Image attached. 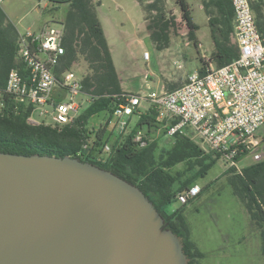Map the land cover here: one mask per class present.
Returning a JSON list of instances; mask_svg holds the SVG:
<instances>
[{
  "label": "trees",
  "instance_id": "16d2710c",
  "mask_svg": "<svg viewBox=\"0 0 264 264\" xmlns=\"http://www.w3.org/2000/svg\"><path fill=\"white\" fill-rule=\"evenodd\" d=\"M44 10L55 12L65 5L61 44L65 53L55 68L58 75L80 59L87 64V71L80 78L81 90L90 97L88 103L68 123L51 125L45 122H31L28 118L33 110L30 103L15 100L5 92L8 71L18 68L25 74L18 52V30L8 20L0 6V151L18 154H47L74 156L107 169L128 182L136 185L154 204L160 215L168 222L167 228L182 238L183 251L188 257L187 264H199L202 252L191 241L188 226L182 215L186 203L173 210L167 206L177 200V194L195 184L197 176L204 175L220 154L214 150L205 151L199 143L187 135L174 134L168 148L163 147L155 155L156 141L151 140L139 147L134 134L143 126L159 127L156 111L149 106L135 112L136 121L128 133L116 135L110 150L102 155L104 146L113 135L107 125L113 117L118 96L125 93L113 65L109 46L97 16L98 2L95 0H47ZM181 9V21L188 30V38L194 40L197 25L191 20L186 0H175ZM145 11L146 29L157 49L167 47L170 33L176 29V17L165 9L163 0H138ZM259 33L264 36V0H249ZM208 24L214 44L209 61L216 66L229 63L238 56L233 39L234 12L230 0H204ZM196 44V41H194ZM202 73L207 62L200 58ZM106 113V120L98 127L89 126L88 120L99 112ZM116 123V122H115ZM162 133L166 134L165 129ZM264 143V135L255 147ZM249 151L238 152L239 162ZM184 164L182 170L171 168ZM228 181L234 194L242 200L250 218L260 228L261 252L264 255V158L252 161L240 168L228 167Z\"/></svg>",
  "mask_w": 264,
  "mask_h": 264
},
{
  "label": "water",
  "instance_id": "95a60500",
  "mask_svg": "<svg viewBox=\"0 0 264 264\" xmlns=\"http://www.w3.org/2000/svg\"><path fill=\"white\" fill-rule=\"evenodd\" d=\"M134 184L78 157L0 151V264H187Z\"/></svg>",
  "mask_w": 264,
  "mask_h": 264
},
{
  "label": "built area",
  "instance_id": "2783aa9c",
  "mask_svg": "<svg viewBox=\"0 0 264 264\" xmlns=\"http://www.w3.org/2000/svg\"><path fill=\"white\" fill-rule=\"evenodd\" d=\"M1 1V0H0ZM234 12L233 39L238 56L221 66L208 59L202 73H189L184 83L172 90H152L147 94L122 93L113 109L115 127L121 132L130 116L138 112L141 101H147L156 111V120L166 134L187 135L220 154L228 167L238 171V152L248 150L253 161L261 159L253 142L256 129L264 125V36L256 26L249 0H230ZM63 27L46 24L40 31H18V56L25 74L12 67L7 74L5 92L15 100L33 105V110L47 113L52 108L51 125H63L77 115L84 105L80 79L70 69L58 75L55 68L65 53L61 44ZM143 57L149 59L147 51ZM63 94L53 98L55 89ZM2 103L0 102V112ZM28 118L29 121L38 123ZM43 122V121H41ZM46 123V122H45ZM190 132H186L187 130ZM133 141L145 146L150 139L137 131ZM110 146L106 144L102 155ZM200 192L197 184L177 194L179 204L186 203Z\"/></svg>",
  "mask_w": 264,
  "mask_h": 264
},
{
  "label": "rangeland",
  "instance_id": "374dc122",
  "mask_svg": "<svg viewBox=\"0 0 264 264\" xmlns=\"http://www.w3.org/2000/svg\"><path fill=\"white\" fill-rule=\"evenodd\" d=\"M46 1L2 0L1 7L18 31L32 29L37 32L46 21L58 26V21L64 16L65 5L62 4L55 12H51L48 9L44 10ZM96 1L97 16L110 47L113 65L121 78L123 88L128 92L147 94L152 90H159L156 77L147 78L150 71L156 75L157 69H170L174 77L173 82H168L164 89L169 90V85L172 84L178 87L184 83L186 73L199 69L200 58H209L213 51L210 26L204 11L198 7L200 0H187L192 20L198 25L194 32V40L188 38V30L181 21L180 6L175 1L169 11V13L174 11L177 20L176 29L171 33L172 42L169 49L159 51L149 39L145 29L142 4L138 0ZM195 40L196 44H194ZM144 51L148 52L149 60L144 59ZM70 70L80 79L87 71V64L80 59L70 67ZM148 104L147 101H141L140 110L144 111ZM44 109H47V113H40V109L34 110L31 119L36 122H53L52 108L47 105ZM116 119L115 116L110 119L108 130L115 128ZM136 119L137 115L133 114L131 119H128L126 128L121 132L128 133ZM105 120L106 113L102 111L91 116L88 125L98 127ZM162 129L160 126L150 129L143 126L140 129L150 141H156L155 155L163 147L168 148L173 141L171 135L162 133ZM188 131L191 130L188 129L186 132ZM263 135L264 125H261L251 138L252 144L259 142ZM113 139L112 136L107 144L110 145ZM192 140L199 143L205 151L210 150L195 138ZM256 151H260L261 158H264V143ZM252 161V153L247 154L241 158L238 167L241 168ZM183 168L184 164L180 163L172 167L171 171L175 172ZM227 168V163L220 157L204 175L197 176L194 182L199 186L200 192L182 211L190 239L203 254L198 262L199 264H264L260 228L250 218L242 200L234 194L228 175L224 174ZM180 205L176 200L166 208L173 210Z\"/></svg>",
  "mask_w": 264,
  "mask_h": 264
},
{
  "label": "crops",
  "instance_id": "0c3cea01",
  "mask_svg": "<svg viewBox=\"0 0 264 264\" xmlns=\"http://www.w3.org/2000/svg\"><path fill=\"white\" fill-rule=\"evenodd\" d=\"M96 1V0H95ZM144 2H148V1H150V0H143ZM173 2H175V0H163V3H164V6H165V9L167 10V11H170V9H171V4H174ZM186 2H187V0H186ZM203 2H204V0H200L199 1V5H198V7H199V9L200 10H203L204 11V13H205V15H206V19H207V22H208V16H207V14H206V12H205V9H204V6H203ZM1 3H2V0L0 1V6H1ZM187 4H188V2H187ZM49 5V3L46 1L45 2V4H44V7H47ZM188 6H189V4H188ZM3 9V8H2ZM143 9V8H142ZM190 11V10H189ZM143 12H144V19H145V29H146V23H147V21H146V18H145V11L143 10ZM174 12V11H173ZM173 12H171L174 16H175V14L173 13ZM97 13H98V11H97ZM190 16H191V20H192V14H191V12H190ZM180 17H181V15H180ZM193 21V20H192ZM194 22V21H193ZM59 23V22H58ZM195 23V22H194ZM46 24H49L48 23V21H46V23H44L43 24V26L39 29V30H41ZM60 24V23H59ZM196 24V23H195ZM197 25V24H196ZM197 28H198V25H197ZM197 28L194 30V32L197 30ZM32 30V29H31ZM34 31V30H33ZM147 31V33H148V36H149V39L151 40V38H150V35H149V31L148 30H146ZM38 32V31H37ZM104 32V31H103ZM172 33V32H171ZM171 33H170V40H169V43H168V45H167V47H165V48H163V49H169V47H170V44H171V42H172V39H171ZM211 33V32H210ZM104 35H105V33H104ZM105 38H106V35H105ZM106 41H107V39H106ZM152 41V40H151ZM196 41V40H195ZM213 41V40H212ZM153 42V41H152ZM108 43V42H107ZM153 44H154V46L156 47V45H155V43L153 42ZM109 45V44H108ZM157 49V48H156ZM163 49H158V51L159 50H163ZM109 50H110V47H109ZM213 50H214V45H213ZM111 53V52H110ZM202 58H206V57H202ZM145 59V58H144ZM206 59H208L209 60V58H206ZM149 60V59H148ZM213 64V63H212ZM198 70V69H197ZM118 73V72H117ZM189 73H186V76L188 75ZM118 76H119V74H118ZM156 77V79H157V81H158V84H159V87H160V89L159 90H161V89H164V86L169 82V83H172L173 82V79H174V77L172 76V74L170 73V69L169 70H162V69H157L156 70V75H154V73H153V71L151 72H149L148 74H147V78L148 79H154ZM119 80H120V86H121V88H122V90L124 91V92H127V93H133V94H138V93H134V92H128V91H126L124 88H123V86H122V81H121V78H120V76H119ZM169 90H172V89H174V88H176V87H174V85L172 84V85H169ZM165 90H168V89H165ZM63 94V92L62 91H59L57 88L54 90V92H53V94H52V96H53V98H58V97H60L61 95ZM80 99H83V103L84 104H86V103H88L89 102V100H90V98H88V97H86V96H81L80 97ZM150 106V104H148V106H147V108ZM140 107V106H139ZM146 109V108H145ZM138 111H141L140 110V108H138ZM131 119V116L129 117V120ZM119 133H120V131L118 130V129H116V127L113 129V137H114V139H115V137H116V135H119Z\"/></svg>",
  "mask_w": 264,
  "mask_h": 264
},
{
  "label": "flooded vegetation",
  "instance_id": "af4514ba",
  "mask_svg": "<svg viewBox=\"0 0 264 264\" xmlns=\"http://www.w3.org/2000/svg\"><path fill=\"white\" fill-rule=\"evenodd\" d=\"M163 221H164V224H165V226L167 227V225H168V222L167 221H165V219L163 218Z\"/></svg>",
  "mask_w": 264,
  "mask_h": 264
}]
</instances>
